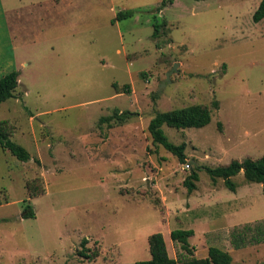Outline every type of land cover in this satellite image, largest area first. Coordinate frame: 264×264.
<instances>
[{
  "label": "rangeland",
  "instance_id": "1",
  "mask_svg": "<svg viewBox=\"0 0 264 264\" xmlns=\"http://www.w3.org/2000/svg\"><path fill=\"white\" fill-rule=\"evenodd\" d=\"M261 1L0 0V46L12 37L19 72L0 122L14 124L12 140L31 155L21 162L0 148V264H136L151 259L155 233L177 258L178 229L195 232L198 257L216 246L235 264H264V244L231 241L235 227L264 219L263 185L241 172L232 192L205 170L264 156V20L253 21ZM126 11L134 15L112 24ZM157 20L166 27L155 39ZM4 60L0 79L14 70L1 71ZM191 105L213 117L202 129L163 127L187 145L180 164L148 125ZM115 111L134 115L100 123ZM36 178L45 193L31 198ZM28 204L35 218L23 217ZM84 239L93 261L79 255Z\"/></svg>",
  "mask_w": 264,
  "mask_h": 264
},
{
  "label": "trees",
  "instance_id": "2",
  "mask_svg": "<svg viewBox=\"0 0 264 264\" xmlns=\"http://www.w3.org/2000/svg\"><path fill=\"white\" fill-rule=\"evenodd\" d=\"M133 15L134 13L131 11L120 12L112 21V24L130 18ZM263 20L264 0L261 1L258 9L253 15V21L255 23H260ZM165 27V22L160 23L157 20L154 23L153 37L155 39L159 38L161 36V31ZM138 57H140V54L132 56V58ZM18 86L19 72L16 70H13L0 79V106L15 97ZM214 106L217 108L218 103L214 102ZM133 115L134 114L131 112L115 111L113 115L101 118L100 123H107L108 125H112L113 123L124 124L130 120ZM212 117V110L204 105H191L170 111L158 112L148 125V133L155 145L162 146L168 153L176 157L180 164H186L187 145L185 143L180 145L172 143L165 134L163 127L167 126L176 130L202 129L212 122ZM15 129L14 124L10 120L0 122V148L9 151L21 162H28L31 160V155L28 150L12 140ZM205 170L213 180L222 179L225 186L232 192H236L237 190V186L232 179L243 172L248 182L263 185L264 193V156L259 159L247 158L242 162L234 160L228 165L219 166L217 168H205ZM197 181H199V175L196 170H192L191 174L184 182L188 192L192 193L196 190L195 182ZM27 189L31 198H37L45 193L41 178L28 181ZM35 216L33 207L28 204L25 207L23 217L29 219L35 218ZM194 235L195 232L193 230L178 229L172 231L171 239L181 250L177 258H172L169 254L164 235L162 233H155L149 237L151 259L139 261L136 264H235L232 255L228 251L216 246L209 248L206 257L196 256L195 248L190 244V239ZM231 241L235 249L264 244V219L235 227L231 231ZM87 243V239L82 241L81 247L83 249L79 252V255L93 261L96 254L90 255L87 253L85 248Z\"/></svg>",
  "mask_w": 264,
  "mask_h": 264
},
{
  "label": "crops",
  "instance_id": "3",
  "mask_svg": "<svg viewBox=\"0 0 264 264\" xmlns=\"http://www.w3.org/2000/svg\"><path fill=\"white\" fill-rule=\"evenodd\" d=\"M4 57L6 60H4V66L1 67V71L4 70L3 69L4 67H6L7 70H10L11 68L15 70L18 66V59L14 47V42L10 35H9V42L7 44H4V46H0V60Z\"/></svg>",
  "mask_w": 264,
  "mask_h": 264
},
{
  "label": "water",
  "instance_id": "4",
  "mask_svg": "<svg viewBox=\"0 0 264 264\" xmlns=\"http://www.w3.org/2000/svg\"><path fill=\"white\" fill-rule=\"evenodd\" d=\"M169 77H170V74H168V79H170ZM190 164H191V165H193V164H194V162H191Z\"/></svg>",
  "mask_w": 264,
  "mask_h": 264
}]
</instances>
